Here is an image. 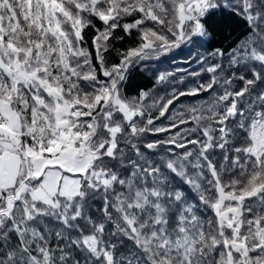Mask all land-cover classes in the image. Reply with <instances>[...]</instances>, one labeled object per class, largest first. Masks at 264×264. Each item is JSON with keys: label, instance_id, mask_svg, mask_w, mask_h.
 I'll list each match as a JSON object with an SVG mask.
<instances>
[{"label": "snow or ice", "instance_id": "1", "mask_svg": "<svg viewBox=\"0 0 264 264\" xmlns=\"http://www.w3.org/2000/svg\"><path fill=\"white\" fill-rule=\"evenodd\" d=\"M0 264H264V0H0Z\"/></svg>", "mask_w": 264, "mask_h": 264}, {"label": "trees", "instance_id": "2", "mask_svg": "<svg viewBox=\"0 0 264 264\" xmlns=\"http://www.w3.org/2000/svg\"><path fill=\"white\" fill-rule=\"evenodd\" d=\"M117 35H120V33L118 32ZM128 43H129V41L126 39L124 41V43L117 44V47L123 48V47L127 46ZM184 58H185L184 54L177 55L175 64H172L171 62L162 64V65H160L161 70L168 69V68H170V66L176 67L177 65L180 67H187V65L183 63ZM192 68H196V65H192ZM136 82L139 83L141 85V87L148 88V87L152 86V81H150V80L145 82L144 80H141L140 78H138ZM130 93H131V90H130ZM194 99L195 98H193V97L181 98V103H188L189 101H192Z\"/></svg>", "mask_w": 264, "mask_h": 264}]
</instances>
